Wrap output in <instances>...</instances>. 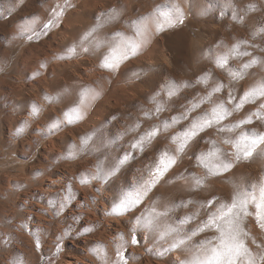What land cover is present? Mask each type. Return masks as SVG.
<instances>
[{
	"label": "rangeland",
	"instance_id": "rangeland-1",
	"mask_svg": "<svg viewBox=\"0 0 264 264\" xmlns=\"http://www.w3.org/2000/svg\"><path fill=\"white\" fill-rule=\"evenodd\" d=\"M82 1L71 0L75 7L65 11L59 24L47 36L29 41L26 38L30 34L28 31L24 33L25 38H21V28L25 22L35 16L36 22L30 27L42 32L43 25L52 19V10L57 4L63 7L64 0H24L22 7L17 0H0V213L3 216L0 218V232H3L0 233V264H61L64 263L62 260L75 261L88 254L95 258L98 255L92 251L95 246H100L99 252L102 246L107 249L94 263L111 264L115 259L114 234L122 233L126 240H130L133 217L147 214L153 209L160 212L168 208L171 211L163 218V224L190 233L206 219L208 209L200 207L206 200L215 199L216 207L229 204L238 189L249 196L255 195L257 200L260 197L259 186L264 183V159L242 161L232 171L211 177L206 187L198 192L190 188L191 174H205V169L198 166L197 157L211 147L208 140H215L223 150L233 151L222 143L224 138L240 132L250 137L253 133L264 134V122L253 118L252 123L242 125L232 133L218 134L211 129L202 134L203 140L186 150L177 164L169 169L130 214L119 217L105 215L111 213L112 207L118 206L125 197L134 196L151 179V173L163 152L175 154L176 145L171 142V137L186 128L189 120L180 119L172 124V118L182 116L194 101L206 96L216 83L222 81L225 85H232L227 70L216 67L214 61L217 55L240 43V51H247L251 55L230 59V69H241L253 57L264 60V36L257 35L253 39V33L264 26V0H232L233 8L225 7V0H188V3L185 0H157L151 1V4L148 0L147 8L139 13L140 19L158 8L160 22L165 27L164 18L172 11L171 6L178 4L182 10L188 9V13H184V23L157 33L155 24L149 22V42L133 54L129 49L137 43L133 25L136 19L134 13L133 16L122 13L123 17L128 15L129 21L125 27L129 36L125 44L129 60L114 72L101 67V64L109 56L118 58L117 53L122 45L110 51L105 45H96L99 19L96 13L84 12L86 9L81 7L84 4ZM250 4H255L257 10L246 12ZM234 12L243 17L241 22L233 19ZM70 29L74 32L65 42ZM179 32L184 34L181 42L173 37ZM89 33L96 46L85 41ZM120 34L116 33L115 37L118 38ZM72 45H77L76 55L58 58L65 56L66 49ZM83 48L88 51L82 50V54H79ZM42 63L47 67H40ZM57 63L64 65L59 67ZM36 73L40 74L37 76ZM133 73L140 75L137 77ZM205 76L206 82L197 83ZM262 81L264 66L259 63L252 65L244 78L231 86L234 101L227 107L232 109L244 92ZM170 82L190 86L181 88L170 100L164 87ZM86 89L98 95L95 98L86 97L81 103V92ZM228 91L226 88L223 93L213 96V103L226 101ZM45 94L51 99H45ZM160 102L164 110L157 114L155 109ZM261 102L264 101L244 104L233 111L224 123H238L256 111ZM213 103L200 105L190 113L189 119L210 112ZM32 104L41 109L35 119L30 115ZM73 109L77 111L73 113ZM65 112L73 116L72 123H64ZM54 120L62 122L61 128L47 135L49 125ZM25 121L28 122L27 127L17 136V129ZM165 122L169 123L166 130ZM153 128L160 129L159 135L143 152L134 149L132 145ZM82 140L86 143L82 144ZM73 146L75 158L65 159ZM126 155L129 159L121 164ZM98 166L105 174H112L107 175L106 179L81 184L80 178L95 174ZM24 182H28V185ZM68 185H71L73 199L62 211L61 219L56 218L50 224L54 209L48 202L63 200ZM189 200L192 203L183 206ZM14 208L18 210L16 215ZM249 210L254 211V208L250 207ZM188 216H194V219L182 223ZM63 223L66 224L65 229L72 226L74 230H79L80 235L77 239L66 237L61 241L62 251L55 256L56 238L63 233L61 231H65ZM246 223L258 243L264 240V233L255 225L254 217L246 218ZM23 224L26 225L25 229L19 227ZM88 228L92 231L86 232ZM138 232L140 244L128 246L130 264H179L180 261L193 260L197 255L203 258L205 251L201 243L217 235L215 231L199 233L179 249L167 250L171 240H150L143 230L138 229ZM5 234L9 238L5 239ZM34 234L40 237V250L35 247ZM101 234L109 239V244L99 239ZM73 235H76L75 231ZM3 239L6 240L5 245ZM25 243H29L28 247ZM249 247L253 253L260 252L250 241ZM86 261L87 264L93 263Z\"/></svg>",
	"mask_w": 264,
	"mask_h": 264
},
{
	"label": "snow or ice",
	"instance_id": "snow-or-ice-1",
	"mask_svg": "<svg viewBox=\"0 0 264 264\" xmlns=\"http://www.w3.org/2000/svg\"><path fill=\"white\" fill-rule=\"evenodd\" d=\"M19 6H23L24 0H17ZM75 7L71 3V0H64V6L61 7L59 4L56 8L52 10V19L43 25L42 32L35 31L34 28L30 26L36 22V17L32 16L25 25L21 28V38H25L24 33L28 31L30 34L26 38L31 41L33 39H39L42 35L47 36L49 32L59 24V21L64 16L65 11L70 8ZM225 7L233 8L232 0H225ZM172 11L164 18L168 27H175L176 25L183 24L185 20V14L182 8L178 4L171 6ZM257 10L255 4H250L246 8V12H254ZM233 19L237 22H241L243 17L237 13H233ZM161 13L159 9L153 11L147 17H143L140 20L133 22L135 26L136 34L142 37V43L147 44L149 42V22L155 24V31L157 33L164 30V24L160 22ZM92 31H95L93 29ZM91 33H89L90 35ZM257 35L264 36V26L259 27L256 32L253 33V39ZM247 43V42H242ZM141 46L140 43H134L130 46V51L135 54L137 49ZM251 46V45H250ZM222 47V45H218ZM83 51L87 52V48H83ZM115 51V50H114ZM120 56L118 58H105L101 67L106 68L110 71H116L119 67L120 62L128 57V51L120 49ZM77 54V45L69 46L66 49L65 56L58 57L61 59L70 58ZM242 55H251L247 51H240V43L233 45L227 51L221 52L215 57V65L217 68L222 70H227L229 77L231 78L232 85L244 78L245 72L252 65L261 64L264 66V60H259L257 58H251L247 63L242 65L239 70H232L228 67L229 60ZM40 67H47L46 64L42 63ZM2 70V69H0ZM36 73L35 75H39ZM134 76H139L140 73H133ZM207 81V76L202 77L197 80V83H204ZM232 85H225L222 81L218 82L208 91L207 95L200 98L198 101H194L191 108L186 110L185 113L180 117H173L171 123L175 124L180 119L189 120V124L186 128L182 129L176 135L171 137V142L176 145L175 154H170L165 151L161 154L159 158V163L156 165L154 172L151 173V179L147 181L144 186L132 197H125L122 199L118 206L112 207L111 213H105V215L112 214L117 217L125 214L131 213L138 204L141 203L143 197H145L152 188L156 186L157 183L165 176L169 169L173 168L180 157L189 148L195 147L200 140H203L204 133L211 129H215L218 134L225 132L232 133L234 129L240 128L242 125L250 124L253 122V118L257 121L264 122V102L259 103L256 111L249 113L245 118L241 119L238 123L226 125L224 121L228 119L233 111L239 110L246 103H256L258 100L264 101V81H262L258 86L250 88L248 91L243 93L239 102L234 104L233 108L227 107L229 104H233L234 97L231 90ZM189 84L178 85L175 82H170L165 84L166 95L168 99H172L183 87H189ZM228 88L226 101L221 100L219 102L213 103V96L217 93H223L224 90ZM98 95L93 93L92 90L86 89L81 92V103H83L86 97ZM71 99V97H68ZM45 99L50 100L47 94H45ZM205 103H213L210 112H204L198 118L189 119L190 113L194 112L200 105ZM163 109L162 102L157 104L155 109L158 114ZM77 110L73 109L72 112L75 113ZM41 109L38 105H31L30 115L33 119L40 115ZM146 115H149L146 113ZM65 121L64 123H72L73 116L69 112L64 113ZM27 121L21 125L17 131L16 135L19 136L23 133L27 127ZM62 122L59 120H54L48 128L47 135L54 134V130H59L61 128ZM169 127V123L165 122V130ZM160 129L153 128L141 136L136 143L132 145L134 149H139L141 152L144 151L145 147L151 143L159 135ZM44 135V134H42ZM45 138L47 136L45 135ZM85 144L86 141H81ZM207 143L211 147L204 152H200L198 159V166L205 169V174L203 176H197L191 174L190 177V188L193 192H198L203 190L209 179L211 177H218L222 174L232 171L237 165L242 161H253L256 159H264V134L253 133L250 136L240 132L238 135L224 138L222 143L227 145L233 151H226L219 148L215 140H208ZM75 146L73 150L69 152V155L65 159L75 158ZM195 155V153H194ZM129 157L126 155L123 160L120 161L121 164L125 163ZM117 169H113L116 171ZM112 174L103 172V169L99 166L95 174L90 176H82L80 178L81 184H90L93 180L106 179L107 175ZM186 178V177H180ZM260 197L257 200L255 195H247L237 190L236 195L233 196L229 204H221L216 207L217 201L215 199H208L203 204L200 205L201 208H207L206 219H203L197 228L190 233L183 232L179 227L167 226L163 224V218L168 216L171 209L165 208L163 211L157 212L155 209L151 210L147 214L142 213L140 216L133 217L130 227V232L132 233L130 240H126L123 234L116 235V245H115V259L111 261V264H130L131 253L128 251L129 244L133 247L140 244L139 230H143L148 234L150 240L158 239L163 242H168L169 247L167 250L179 249L183 246L187 240H190L193 236L199 233L215 231L217 235L213 238L206 239L201 243V248L204 249L205 255L201 258L197 255L193 260L180 261L179 264H264V240L259 243L256 238L251 235V231L247 227L246 218L254 217L255 225L258 227L261 233H264V183L259 186ZM66 195L63 200L60 201H49V206L54 209L53 215L58 216L66 207L68 202L73 199V194L71 192V185L66 188ZM192 203L191 200L185 202L183 206H187ZM253 207L254 211H250L249 208ZM215 210L213 211V209ZM47 215V213H44ZM194 219V216L185 217L182 223H189ZM78 222V221H75ZM128 226V225H126ZM21 227H26V225H21ZM73 231L76 235H73ZM86 232H91L92 229H85ZM36 238L35 247L37 250L41 248L40 237L38 234H34ZM80 235L79 230H74L72 226H69L59 237L56 238L55 244V256H59L62 251L61 241L66 237L77 239ZM249 241L252 245H255L257 249H260L259 253H253L252 249L249 247ZM100 246L93 247L92 251L99 254ZM105 259L107 256L105 254ZM134 260V257L132 258Z\"/></svg>",
	"mask_w": 264,
	"mask_h": 264
},
{
	"label": "bare ground",
	"instance_id": "bare-ground-1",
	"mask_svg": "<svg viewBox=\"0 0 264 264\" xmlns=\"http://www.w3.org/2000/svg\"><path fill=\"white\" fill-rule=\"evenodd\" d=\"M151 1H157V0H149V2H150V4L151 3H153V2H151ZM172 1H174V0H172ZM146 2H148V0H83L82 1V3H84L81 7L82 8H84V9H86L84 12H86V13H96L97 14V20L99 19V21H98V23H97V28H96V36H95V43H96V45H98V46H100V45H105V46H107V48H108V50L110 51L112 48H115V47H117L118 45H122L121 46V48L120 49H124V50H126L125 49V44L129 41V36H128V30L127 29H125V27H127V25H128V23H129V21L127 20V16L128 15H126V17H123V14L122 13H126V14H128V13H131L132 14V16H133V13H134V16H135V19H136V21H138L139 19H140V17H141V15L139 14V13H143L144 12V10L147 8L146 7ZM185 2L186 3H188L189 1L188 0H185ZM149 4V3H148ZM148 4H147V6H148ZM149 4V5H150ZM154 6V5H153ZM153 6H152V8H153ZM150 7H151V5H150ZM183 12L184 13H188V9L187 8H185L184 10H183ZM131 16V15H130ZM133 25H134V23H133ZM167 28H169L168 26H167V24L165 25V27H164V29H167ZM134 29H135V26H134ZM73 32H74V30L73 29H70L68 32H67V36H66V38L64 39L65 40V42H66V40L67 39H70L71 37H72V34H73ZM118 32H121V34L119 35V37L117 38V37H115V34L116 33H118ZM179 33H181V34H179ZM179 33H177V34H175L173 37H174V39H176V41H178V42H181V40L183 39V37H184V34H183V32H179ZM89 37H87V39L85 40L86 42H89L90 41V43H91V45H94V46H96L94 43H93V40H91L92 38V35H88ZM135 37H136V41H137V43H140L141 44V46L139 47V48H141L142 47V45H143V43L141 42V39H142V37H140V36H138L137 34H136V31H135ZM127 51V50H126ZM79 54H82V49L80 50V52H79ZM120 50L118 51V53H117V55H118V57L120 56ZM129 54V53H128ZM108 58H111V56H109ZM129 59H128V57L127 58H125V59H123L121 62H120V66L122 65H124L127 61H128ZM59 65H64L63 63H57L56 64V66H59ZM60 67V66H59ZM124 68V67H123ZM12 130V129H11ZM12 133V132H11ZM28 137V136H27ZM12 141H13V139H11ZM25 145V144H24ZM23 148V147H22ZM12 159V158H11ZM10 181H11V179H10ZM31 181V180H30ZM26 182V181H25ZM24 182V183H25ZM29 182V181H28ZM27 182V183H28ZM20 183V182H19ZM27 183H25V184H27ZM61 183V182H60ZM22 184V183H21ZM31 183L29 182V185H30ZM28 185V184H27ZM33 185V184H32ZM31 186V185H30ZM27 187V186H26ZM29 188V187H28ZM27 194V198H28V200H29V194L28 193H26ZM25 194V195H26ZM32 195V194H31ZM48 195V194H47ZM32 197V196H31ZM31 197H30V199H31ZM15 209V208H14ZM1 210V209H0ZM2 210H4V209H2ZM15 210H17V208L15 209ZM14 211V210H13ZM2 212H4V211H2ZM15 212V213H14ZM13 213L16 215V212H18V210L17 211H14ZM20 213H21V211H20ZM65 213V212H64ZM4 214H6V213H4ZM11 214V213H10ZM63 212H60V214L58 215V216H54L53 215V217L51 218V220H50V224H52L53 223V221L54 220H56V218H60V217H62L63 215ZM0 218H2L3 216H2V214L0 213ZM24 215V214H23ZM60 215H62V216H60ZM4 216H6V215H4ZM12 216V215H11ZM10 216V217H11ZM17 216H18V214H17ZM60 216V217H59ZM7 217V216H6ZM7 218H9V217H7ZM3 219H5V218H3ZM15 219V218H14ZM23 220H24V218H22ZM21 219V220H22ZM30 219V218H29ZM61 219V218H60ZM7 220V219H6ZM5 220V221H6ZM11 220V219H10ZM48 220V221H49ZM4 221V220H3ZM26 222H27V220H25ZM58 221V220H57ZM60 222H61V220H59ZM64 221V220H63ZM62 221V222H63ZM20 222V221H19ZM24 222V221H23ZM22 222V223H23ZM21 223V222H20ZM49 223V222H48ZM59 223V222H58ZM57 223V224H58ZM2 224V223H1ZM27 224V223H26ZM59 224H61V223H59ZM5 225V224H4ZM4 225H2L3 226V228H4V230H5V227H4ZM8 224H6V227L8 228V226H7ZM24 225V224H23ZM63 225V227L62 228H64L65 226L64 225H66L65 223H63L62 224ZM1 226V227H2ZM19 227H21V226H19ZM30 227V226H29ZM50 227V226H49ZM48 227V228H49ZM12 228V227H11ZM24 228V227H23ZM23 228H21L22 230H23ZM47 228V229H48ZM13 229V228H12ZM20 229V228H19ZM25 229V228H24ZM65 229V228H64ZM3 229H2V231H4ZM7 230V229H6ZM66 230V229H65ZM53 231V230H52ZM9 232H14V230L13 231H9ZM30 232H31V230H30ZM29 232V233H30ZM61 232H64V231H61ZM0 233H3V232H0ZM7 233V232H6ZM28 233V232H27ZM10 234V233H9ZM8 234V236H11V235H9ZM14 234V233H13ZM16 234V233H15ZM62 234V233H61ZM6 236V238L5 239H7V238H9V237H7V234H5ZM17 235V234H16ZM2 235H0V237H1ZM13 236H15V235H13ZM18 236V235H17ZM16 236V237H17ZM23 236V235H22ZM27 236V235H26ZM25 236V237H26ZM13 238V237H12ZM11 238V239H12ZM20 238V237H19ZM29 238H30V236H29ZM28 238V239H29ZM5 239H3V243H4V241H6ZM28 239H27V242H28ZM99 239H102V241H104L105 243L107 242V244H109L110 243V241H109V239H107L106 238V236H104V234L102 235H100V238ZM9 241H10V239H9ZM24 242H26V241H24ZM29 242H30V239H29ZM8 243V242H7ZM1 244H2V239H0V246H1ZM26 244V243H25ZM27 244H29V243H27ZM26 244V245H27ZM99 244V243H98ZM3 245H5V243L3 244ZM10 245V243H8V246ZM30 246V245H29ZM3 247V246H2ZM5 247H7V246H5ZM22 247H23V245H22ZM26 247H28V245L26 246ZM21 249H23V248H21ZM88 249H89V246H88ZM102 250L99 252V254L94 258L93 257V255H91V254H88V255H86V256H84V257H79L77 260H75V261H71V260H65V261H63L62 260V262H64V263H61V264H87L88 262L86 261V260H90V261H92L93 263H91V264H95L94 262L100 257V256H102L103 254H104V252L106 251V249L107 248H105L104 246H102V248H101ZM9 250V249H8ZM25 250V249H24ZM24 250H22V251H24ZM10 251H11V249H10ZM1 255V254H0ZM16 258V257H15ZM1 259V258H0ZM18 259V258H17ZM13 261H14V258H13ZM17 261V260H16ZM14 263H16L15 261H14ZM11 264H13L12 262H11Z\"/></svg>",
	"mask_w": 264,
	"mask_h": 264
}]
</instances>
